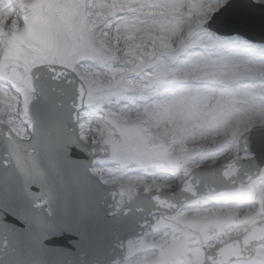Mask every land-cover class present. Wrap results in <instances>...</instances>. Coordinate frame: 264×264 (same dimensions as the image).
I'll use <instances>...</instances> for the list:
<instances>
[{"label":"rangeland","instance_id":"obj_1","mask_svg":"<svg viewBox=\"0 0 264 264\" xmlns=\"http://www.w3.org/2000/svg\"><path fill=\"white\" fill-rule=\"evenodd\" d=\"M84 1L87 2V6L89 3V12H87ZM166 1L24 0L23 15L16 17L12 11L14 10L12 9L13 1L0 0V37L5 35L9 26H17V30H21L24 27L23 21L27 23L25 19L31 15L30 10L34 12V16L29 18L31 25L27 23L28 30L21 34V38L16 42L18 63L22 65L31 63L33 50H36L39 52V54L36 53L34 59L38 60L37 63L52 60L72 65L82 75L85 74L83 77L90 90L91 108L93 109L96 105L94 109L98 115L97 117L91 114L85 115L88 118L82 123L83 139L90 144L100 141L112 143L115 142L113 139L120 142L119 145L115 143L117 150L113 159L96 168L95 174L103 176L109 184L123 186L124 194L121 204L130 200L137 191L147 190L148 186H152L154 190H171L177 187L179 181L184 178L185 171L212 166L225 158L227 159L236 153L237 144L235 145L233 142L237 141L241 133L264 125V58H261L264 54V47L258 46L250 54L244 51L240 52L239 48L233 47V43H245L244 41L237 38H219L204 28L211 16L225 6L228 0H193L192 16L196 15V23L191 26L190 31L185 30L184 36L181 41L179 40V43L177 42L178 44L174 40L176 36H182V22L176 33L169 34L162 32L163 27L159 25L165 19L164 11L171 8L166 4ZM185 1L181 0L179 4L176 3L174 8L178 12L182 11ZM255 1L264 3V0ZM126 11L138 14V19L137 22L132 18L126 19V21L129 20V24L133 22L134 25L130 27L131 31L124 30L122 32L119 28L122 27L121 24H125V21L116 25V20L123 19L121 15ZM174 12L171 8V14ZM60 16H62V20ZM85 17L89 18L86 23L84 22ZM129 24L126 23V25ZM59 27L61 31H59ZM41 33H44L45 36L48 35V42L41 38ZM157 36L160 37L157 40L158 43L154 41ZM194 36L196 37L194 38ZM149 41L153 43V46H149ZM113 43H118V46L116 45L118 48L115 49ZM137 44L141 50L134 51V46ZM201 48L207 52L201 54L199 52ZM108 51L115 52L117 58H121L119 61L116 60L119 64L113 62L114 58L109 55ZM187 56L191 59L187 60ZM137 58L150 59L151 62L148 63L154 68L152 70L155 72L156 78L158 70L162 71L166 76L167 84H176V82L186 80L185 78H192L197 82H219L225 87L223 91L215 90L220 94L215 92L205 94L202 91L203 95L201 90L196 92L190 90L186 95L176 99L175 108L168 113L163 109L165 108L164 103H171L173 99L167 101L166 94L161 96L167 102L158 106L145 107L141 101L147 100L151 96V89L148 90L149 84L145 85L141 79L132 78L127 68H121L131 65ZM15 59L14 54L11 53L8 62H15ZM82 61H93L95 64H81ZM108 62L119 65L120 68L111 74L107 70H99L100 66L104 67L102 65H107ZM189 64L194 67L192 69L183 67V65ZM12 65L14 63L10 64V66ZM22 68L30 72L29 65ZM10 73L9 68L0 67V79L9 78L8 74ZM18 75L17 70L15 77ZM164 75H161L160 78L163 79ZM119 78H122V82L125 83L124 87L119 83ZM248 78L252 82H260L255 85L252 82L241 85L240 81ZM105 83L111 84L105 86ZM153 85L164 86L163 83L156 81L153 82ZM124 88H128L130 91L126 92ZM200 88L214 91L209 86ZM200 94H202L201 100ZM9 97L11 96L7 89L0 87V101ZM27 97L29 100L32 95L27 93ZM181 99L183 102L180 101ZM125 101L129 103H125ZM130 103H133V107L129 106ZM168 103L167 105H169ZM237 104L243 105L239 108ZM11 105L12 112L15 113L16 101L15 105L12 102ZM104 106L108 107L105 113L114 112L120 116L119 125L112 119L109 121H112V124L117 125L119 129H125L124 132L118 129L119 133L116 134L115 130L104 125L101 112V108L103 109ZM3 109L4 107L0 105V114L4 112ZM8 120L15 123L17 116L13 114V117ZM138 122L142 124H138ZM232 123L233 131L223 135L222 132ZM209 127H213V130H209ZM21 131H24L22 126ZM155 141L161 142L165 154L167 147H171V159L161 163L150 161L153 158L151 159V151L146 152V145L149 143L152 146ZM225 149H229V151L226 152ZM158 157L161 158L162 154H158ZM163 157H165L164 154ZM138 158L150 160L141 161L143 164L134 162ZM148 162L152 166L162 169V172L163 170H176L174 176H179L178 180L168 178L169 175L153 174L152 171H148V164H144ZM147 174L152 175L154 180L147 179ZM263 196L264 172L261 181L248 189L202 201L199 208L194 205L195 210L183 212L179 215V219L186 220V224H191L199 231L197 235L191 236L195 238L189 244L200 243L203 248L199 250L203 251L218 246L222 240L238 235L239 230L236 232L232 230L230 233L225 229L234 225L245 226L261 220V207L253 206V202L259 201ZM193 216L206 221L214 220L216 225H198L187 220ZM174 230L175 233L178 232L177 228ZM187 232L189 231L187 230ZM171 234L173 232L167 235L169 237L160 241L152 237L153 233L150 232L144 240L131 243L129 246L131 264H142L150 260L149 257L153 258L155 252H149L150 249L167 246V242L173 241L170 239ZM189 248L192 249L193 246ZM170 251L171 249L166 253L168 254ZM193 254L195 259L191 264H200L202 259H199V253L195 251ZM185 260L187 259L185 258ZM148 264H157V262ZM185 264L189 263L185 262ZM253 264H264V247L260 257Z\"/></svg>","mask_w":264,"mask_h":264},{"label":"water","instance_id":"obj_2","mask_svg":"<svg viewBox=\"0 0 264 264\" xmlns=\"http://www.w3.org/2000/svg\"><path fill=\"white\" fill-rule=\"evenodd\" d=\"M222 18L226 16L221 14L211 27L223 34L245 29L253 36L264 35V11L249 12L239 25L223 27ZM43 68L33 72L40 100L31 110L32 141L19 140L0 124V164L9 187L0 200V264H119L125 241L141 234L150 215L159 210L143 196L109 217L118 191L104 187L89 172L107 153L83 145L75 135V112L83 108L84 87L63 68ZM241 151L257 156L249 161L253 166L234 156L221 165L194 170L179 190L157 195L160 204L177 202L175 212L198 196L235 190L241 181L248 184L259 176L264 161V130L249 134ZM7 160L11 167L5 166ZM45 198L47 205L36 208ZM216 262L207 257L206 264Z\"/></svg>","mask_w":264,"mask_h":264},{"label":"bare ground","instance_id":"obj_3","mask_svg":"<svg viewBox=\"0 0 264 264\" xmlns=\"http://www.w3.org/2000/svg\"><path fill=\"white\" fill-rule=\"evenodd\" d=\"M179 2H181V0H167L166 1V4H168L171 8H172V10H174L175 12H174V14H171V8H167L168 10H166V11H164L165 12V14L166 15H169V16H164L165 17V19L163 20V21H161L160 22V26L161 27H163V29H162V32H164L165 34H169V33H172V32H174V33H176V31L179 29V25H180V23H181V18H179L181 15H182V11H177V9H175L174 7H175V5H176V3L177 4H179ZM185 4V3H184ZM172 16V17H171ZM133 17V16H132ZM131 17V18H132ZM135 21H136V19H135ZM137 22V21H136ZM132 25H134L133 24V22L132 23H130L129 25H128V32L129 31H131V26ZM121 26H124L123 24H121ZM126 29V27H121L120 28V30H122V32L124 31ZM181 29H182V27H181ZM196 36H194V38H195ZM177 38H179V36H176L175 37V39H177ZM16 37L14 38V40H13V42L10 44V46H13L14 44H15V42H16ZM224 58H226V57H224ZM201 59V58H200ZM183 67H186L187 69H192L194 66L193 65H191V64H189V65H183ZM204 89H206V88H204ZM188 90H190V89H187V90H180L181 91V93L180 94H178V95H185V93H186V91H188ZM180 91H178V92H180ZM211 92H215V91H211V90H204V93L206 94V93H211ZM203 93V94H204ZM215 93H218V94H220L219 92H215ZM156 103V102H155ZM152 105V104H151ZM150 105V106H151ZM173 108H175V106L174 105H171L170 106V110H172ZM209 130H213V127H209ZM218 163V162H217Z\"/></svg>","mask_w":264,"mask_h":264}]
</instances>
